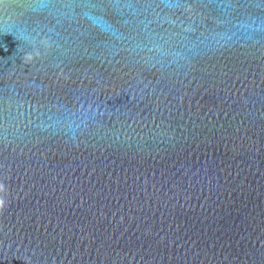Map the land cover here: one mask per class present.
I'll return each instance as SVG.
<instances>
[{
  "label": "water",
  "instance_id": "obj_1",
  "mask_svg": "<svg viewBox=\"0 0 264 264\" xmlns=\"http://www.w3.org/2000/svg\"><path fill=\"white\" fill-rule=\"evenodd\" d=\"M0 264H264V0H0Z\"/></svg>",
  "mask_w": 264,
  "mask_h": 264
}]
</instances>
